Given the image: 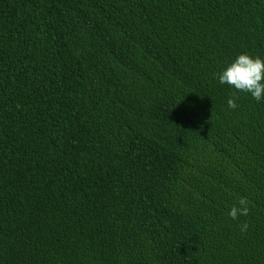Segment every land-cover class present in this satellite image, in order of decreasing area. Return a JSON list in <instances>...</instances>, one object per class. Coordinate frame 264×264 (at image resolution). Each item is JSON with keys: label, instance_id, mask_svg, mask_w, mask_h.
Here are the masks:
<instances>
[{"label": "trees", "instance_id": "1", "mask_svg": "<svg viewBox=\"0 0 264 264\" xmlns=\"http://www.w3.org/2000/svg\"><path fill=\"white\" fill-rule=\"evenodd\" d=\"M243 53L264 0H0V264H264Z\"/></svg>", "mask_w": 264, "mask_h": 264}, {"label": "clouds", "instance_id": "2", "mask_svg": "<svg viewBox=\"0 0 264 264\" xmlns=\"http://www.w3.org/2000/svg\"><path fill=\"white\" fill-rule=\"evenodd\" d=\"M217 75L221 84H227L238 92L249 93L256 101L264 99V58L253 57L249 53L239 54L226 69ZM236 99L238 97L233 93L227 101L228 108L238 107ZM238 204L239 206H232L228 213L233 220L239 219L240 216H248L250 212L247 198H240ZM247 229L248 224L245 222L241 225V231H247Z\"/></svg>", "mask_w": 264, "mask_h": 264}]
</instances>
